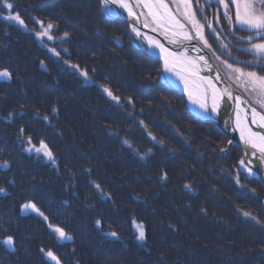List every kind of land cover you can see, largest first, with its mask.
Segmentation results:
<instances>
[{"label":"trees","instance_id":"1","mask_svg":"<svg viewBox=\"0 0 264 264\" xmlns=\"http://www.w3.org/2000/svg\"><path fill=\"white\" fill-rule=\"evenodd\" d=\"M206 1L193 0V6L203 7ZM15 3L26 20L36 16L45 22L58 23L56 35L70 32L71 44L64 46L72 52L71 62L96 67L98 82L104 83L102 78L107 77L120 94L136 97L138 110L140 106L144 108L137 119L144 120L158 139L180 149L184 159H169L157 150L147 163L135 160L121 149L117 140L105 136L101 130L108 123L121 135L147 147L133 121L114 114L95 89L82 86L70 72L61 71L35 36L0 20V67H10L22 78V82L13 79L10 84L0 83V100L8 99L17 106L26 103L29 109H44L49 102L58 101L61 117L57 127L63 135L52 128H43L38 121L32 127L38 133L43 132L51 142L61 162V172L66 167L75 170L81 165H90L91 178L112 192L117 203L116 210H112L94 194L85 200L86 177H78L75 191L80 193V199H74L63 191L62 185L68 181H61L34 157L21 152L15 143L14 130L0 125V162H11L10 169L0 170V187L10 193L0 196V225L14 233L17 241L15 252L0 249V264H45L39 251L41 247L54 248L63 264H71L73 260L79 264H264V229L238 218L234 211L235 208L250 210L264 220V213L259 209L264 186L259 180H252L249 185L256 188L258 200L236 197L230 177L220 175V170L234 168L241 157V148L233 146L227 155L213 151L224 146L227 135L212 122H196L198 118L187 105L181 108L180 101L173 98L172 94L182 97V93L175 89L162 91L168 88L160 80L145 78L150 72L154 77L162 65L135 45V38L129 41L127 21L101 19L97 15L96 0H15ZM28 26L38 30L32 23ZM112 36L122 37V46H115ZM49 46L60 47L51 43ZM41 59L46 60L47 72L39 66ZM165 99L176 109V115L164 106ZM9 107L6 105V110ZM169 123L193 130L192 148H181ZM197 148L203 153L202 160ZM161 166L169 174L164 184L156 180ZM9 180H14L15 186ZM188 181L194 183L197 196L182 191L183 183ZM213 185L218 189L216 193L211 191ZM146 191L151 207L137 205L130 199L133 192L144 196ZM33 198L42 202L41 210L46 214L53 213V223L59 220L67 225L66 230L75 237L74 243L57 244L34 215L19 213V204ZM62 199H68L69 206H63ZM85 204H95L96 208L89 210ZM201 207L207 209V217L200 215ZM58 208L66 214L58 215ZM133 212L148 226L145 248L150 253L134 241L132 226L126 220ZM100 214L106 218L105 230L118 231L120 241L104 239L96 230L93 221ZM224 220L230 223V228H226ZM169 221L177 224L179 230L168 228Z\"/></svg>","mask_w":264,"mask_h":264},{"label":"snow or ice","instance_id":"2","mask_svg":"<svg viewBox=\"0 0 264 264\" xmlns=\"http://www.w3.org/2000/svg\"><path fill=\"white\" fill-rule=\"evenodd\" d=\"M170 3L175 4V10L170 7ZM170 3L166 0H96V11L101 19L109 21L126 13L129 41L135 38L146 42L149 56L157 55L155 49H159L158 55L162 61V68L156 69L154 77L150 72L145 78L154 81L164 79L168 89H162V91H169L179 85L171 77H162L161 73H171L175 76L183 85V96L176 97L172 94L173 98L180 101L181 108L186 104L196 106L192 110L198 118L196 122H210L214 116L227 112L229 108L235 106V130L239 131L240 139L247 148L245 156L234 168L231 170L221 168L220 175L230 177L237 198L250 197L258 200L259 194L256 188L249 185L252 180H259L261 186H264V176L260 174L261 166H264V131H253L248 125L250 123L257 125L259 129H264V112L257 111V106L264 110V0H216L217 8L212 11L211 16L208 15V8L199 4L194 7L193 0H170ZM241 3L244 4L243 10ZM116 9L123 11L117 12ZM0 20L35 36L46 52L60 65L61 71L70 72L80 80L82 86L95 89L96 94L105 101L106 106L112 109L114 114L133 121L143 134L147 147H141L128 136L121 135L118 129L108 123L101 126V130L105 136L117 140L121 149L127 151L135 160L147 163L156 155L157 150L166 158L184 159L180 149L170 147L164 139H158L148 129L144 120L137 119L138 115L143 114L144 108L140 106L138 110L136 97L120 94L107 77L102 78L104 83L98 82L96 67L90 68L87 63L82 67L79 63L71 62L72 52L69 47L64 46L71 44L70 32L64 31L56 35L59 29L58 23L45 22L36 16H30L26 20L16 9L15 0H0ZM29 23L34 24L35 29L38 30L30 28ZM149 33L155 35H149ZM5 34H7L6 29ZM111 40L115 46L123 44L120 36H112ZM49 43L59 44L60 47H50ZM190 52L196 55L191 56ZM39 66L45 72L48 71L45 59L39 61ZM202 72L207 74L201 75ZM13 79L22 82V78L16 75L12 68L0 67V83L10 84ZM220 84L224 87H218ZM24 96H27L26 92ZM163 104L173 115L177 114L170 101L165 99ZM6 105H10L7 110ZM60 117L61 109L58 101L49 102L44 109L39 107L29 109L26 103L17 106L8 99L0 100V125L14 130L15 143L19 145L21 152L29 158L34 157L36 162L46 166L61 181L67 180L68 182L62 185L63 191L76 200L80 199V193L75 191L78 187V177H86L85 184L88 192L85 193V200L91 199L94 194L101 204L110 205L112 210H116L117 203L112 192L106 191L100 183L91 178L93 170L90 165H81L75 170L66 167L65 171L61 172V162L51 142L43 132L38 133L32 127V123L38 121L43 128H52L62 136L63 131L57 127ZM229 123L230 121H225L226 125ZM168 127L181 148L185 150L192 148L193 130L190 127L181 128L171 123ZM231 143V140L227 141L228 145ZM213 151L224 154L229 151V148L217 147ZM197 152L202 160L203 153H200L198 148ZM85 154L82 153V155ZM10 168L9 160L0 162V170L7 171ZM148 178L152 179V177ZM156 180L161 184L168 182L169 174L165 167L161 166ZM8 183L15 186L14 180H9ZM182 191L192 196L198 195L192 181L183 183ZM211 191L216 193L218 189L213 185ZM8 195H10L8 190L0 187V196ZM152 198L155 199V195ZM130 199L137 205L152 206L147 191L144 196L133 192ZM41 203L34 198L20 203L19 213L34 215L45 226L49 235L54 237L57 244L74 243L75 237L66 230L67 225L59 220L53 223L55 216L50 211L46 214L45 210H41ZM60 203L65 207L70 204L68 199H62ZM85 207L95 210L96 205L85 204ZM259 209L264 213V201L259 202ZM234 211L238 218L264 229V220L253 215L250 210L235 208ZM56 213L66 214L60 208L56 210ZM199 213L202 216H208L205 207H201ZM126 220L132 226L131 232L137 246L150 253V249L145 248L148 244L146 222L134 212L130 213ZM105 222L106 218L100 214L94 218V227L104 239L120 241L121 236L118 231L105 230ZM222 222L226 228L231 227L228 221ZM167 227L173 231L179 230L177 224L171 221L168 222ZM16 243V235L0 225V249L15 252ZM39 251L45 259V264H63L61 256L54 248L46 250L41 247ZM75 251L73 248V254ZM71 264H79V261L73 260Z\"/></svg>","mask_w":264,"mask_h":264},{"label":"water","instance_id":"3","mask_svg":"<svg viewBox=\"0 0 264 264\" xmlns=\"http://www.w3.org/2000/svg\"><path fill=\"white\" fill-rule=\"evenodd\" d=\"M116 11L117 12H122L123 10L116 9ZM116 17H120V18H123V19H127L128 20V17H127V14L126 13H123V15H118ZM149 35H155V34L149 33ZM157 38L160 39V37H157ZM189 54L191 56H195L196 55V53H194V52H190ZM156 57L159 58V55H157ZM201 74H203V72ZM163 76L164 75H162V77ZM161 81H163V83L168 86V84L166 83V81L164 79H161ZM218 87L223 88L224 85L223 84H220V85H218ZM233 107H234V105L231 108H229L227 110V112H222L220 115L216 116V118H212L211 121L214 122L221 130H223L228 135L229 140L232 141L231 145H228L227 144L228 145V148H230L234 144L240 145L241 148H242V150H243V154H244L243 157H244L247 146L240 139V135L238 134L237 130H235V124H233V122H231V119H232L233 116L231 118H228V111L231 110ZM225 121H230V123L226 125L225 124ZM253 129L256 130V131H264V129H259L257 126L254 127ZM247 150L249 152L251 151V149H247ZM260 174H261V176H264V166H261V172H260Z\"/></svg>","mask_w":264,"mask_h":264},{"label":"bare ground","instance_id":"4","mask_svg":"<svg viewBox=\"0 0 264 264\" xmlns=\"http://www.w3.org/2000/svg\"><path fill=\"white\" fill-rule=\"evenodd\" d=\"M166 2H167V3H170L169 0H166ZM202 3H203V2H202ZM170 7H172L173 10H175V6H174V4H171V3H170ZM203 7H205V8L208 7V10H209V14H208V15L211 16L212 11L215 10V9L217 8L216 0H207L205 3H203ZM221 11H222V10H221ZM119 18H120V17H119ZM120 19H123V18H120ZM123 20H126V21H127V19H123ZM135 45L140 46L142 49H144V50L147 52L146 42H144V41H142V40H138V39H136V41H135ZM155 52H156L157 55H158V53H159V49H155ZM157 55H150V56H152L153 58H155V59H157V60L160 61V59H159L158 57H156ZM189 55H190V54H189ZM160 62H161V65H162V61H160ZM205 74H206V73L203 72V74H201V75H205ZM161 75L168 76V77H171L172 79L176 80V81H177V84H178L179 86L176 87V88H173V89H175V90H177V91H179L180 93L183 94V85L179 82V80H178L175 76H173L171 73H164V72H162ZM160 82H161L164 86H166V87L168 88V86L165 85V84L163 83V81L160 80ZM209 102H210V101H209ZM186 105H187V107L189 108L190 111H192L194 108H196L195 105H191V104H186ZM234 108H235V106H234L231 110L228 111V118H231V117L233 116L232 119H231V122H233V124H235V115H234L235 112H234ZM197 110H198V109H197ZM257 111H258V112H262V111H261L260 109H258V108H257ZM213 118H216V116H214ZM242 118H243V114H242ZM248 119H249V120L251 119L250 114H249V116H248ZM248 126L251 127L253 131H256V130H254L253 128L256 127L257 125H254V124H250V123H249ZM237 132H238V134H239V131H238V130H237ZM239 135H240V134H239ZM235 145H236V144L232 145L230 148H232V147L235 146ZM263 199H264V198H263ZM263 199H262V201H264Z\"/></svg>","mask_w":264,"mask_h":264},{"label":"rangeland","instance_id":"5","mask_svg":"<svg viewBox=\"0 0 264 264\" xmlns=\"http://www.w3.org/2000/svg\"><path fill=\"white\" fill-rule=\"evenodd\" d=\"M174 6H175V4H174ZM243 8H244V4L243 3H241V9L243 10ZM258 107V106H257ZM259 108V107H258ZM260 109V108H259ZM262 112H264V110H262V109H260ZM229 139H227L226 140V142L224 143V146L223 147H228V145H227V141H228ZM236 146H238V147H240L241 148V146L240 145H238V144H236ZM231 149L232 148H229V151L228 152H226V153H224V155H227V154H229V153H231ZM243 150H242V148H241V150H240V158H239V160L243 157ZM238 160V161H239ZM264 200V199H263Z\"/></svg>","mask_w":264,"mask_h":264}]
</instances>
